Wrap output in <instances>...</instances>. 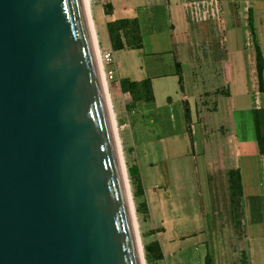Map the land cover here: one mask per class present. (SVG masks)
I'll return each mask as SVG.
<instances>
[{
  "label": "water",
  "instance_id": "obj_1",
  "mask_svg": "<svg viewBox=\"0 0 264 264\" xmlns=\"http://www.w3.org/2000/svg\"><path fill=\"white\" fill-rule=\"evenodd\" d=\"M0 264H140L82 0H0Z\"/></svg>",
  "mask_w": 264,
  "mask_h": 264
},
{
  "label": "crops",
  "instance_id": "obj_2",
  "mask_svg": "<svg viewBox=\"0 0 264 264\" xmlns=\"http://www.w3.org/2000/svg\"><path fill=\"white\" fill-rule=\"evenodd\" d=\"M92 1L94 2L91 10L92 15L94 8H97L98 11L99 9L101 10L105 29L107 22L115 19L136 17L132 14V12L134 13L136 11L134 7L131 10L126 8L124 4L115 2L114 0H106L111 7L112 14L105 16L102 0ZM190 1L174 0L172 5L166 7L170 28L163 33L162 43H152L149 46L142 42V38H140V49L120 50L129 52L143 51L146 57H169L171 59V70L167 73L156 71L158 66L163 64V62H158L159 60L153 59L144 68L139 67V71L144 75L133 79L128 76L120 77L117 73L114 59V64L112 65L114 80L107 84V94L110 103L113 105L115 116L120 122V128L124 132L127 122L126 118L129 114L134 115L136 118H140L143 115H151V119H147V121L152 124L155 123L156 109L153 107V104L160 92L166 96L169 102L167 105L169 108L168 111L171 113L170 108L174 104L172 95L166 93L164 89L169 88V92H172L174 89L172 84L173 86L175 85L176 88L173 91V97L174 99L177 98V100H180L183 108V114L181 111L179 115L183 132L179 135L178 140L175 139V136L167 137L166 139L170 138L168 140L170 144L176 145L178 142L186 168L195 166L196 188H198L201 203L202 225L208 232L207 234L210 235V238L208 236L209 242L213 243L210 249L213 264H220L219 260H215L214 258L218 257V239L215 236L214 228L210 232L207 220L208 216H210V224L214 225L217 223V220L214 221L212 219V215L216 217V207L211 199V188L213 182H215V178L213 177L214 171L217 169V158L211 156V151L208 146L214 145L215 139L219 145H226L232 141L234 146L233 156L234 158L238 156V165L235 162L234 169H238L240 173L241 198L243 194H246L247 188H249L250 175L248 174V170H245V167H247L250 160L255 161L256 159L262 161L264 165V156L259 154L255 138L254 144L250 139L247 141H239L241 132L245 128H242L238 124L240 131L236 135L235 118L233 116L234 113H249L252 108L261 107L258 97L264 94V0H221L223 7L222 23L219 22V28L217 30H215L214 23L211 19L208 21H211L210 23L207 20L204 21L206 23L192 22L189 5L194 1ZM103 24L98 25V27H103ZM106 35V39L102 35L104 41H107L106 46H102L99 41V46L102 51L111 50L108 34ZM256 49H259L263 60V91H259L258 89L255 66ZM176 64L179 66L182 78V90L179 89ZM124 78L135 82L149 79L153 101H139L135 103L133 108L126 109L125 106L129 104L130 96L127 93H121L119 87V81ZM161 79H164L165 82H158ZM247 101L250 103L249 106L243 107ZM240 108H243V110ZM187 129H190V134L187 132ZM207 130H209V141L206 137ZM190 135L194 138H190V140L191 144H194L197 148L196 153L194 151L195 148L191 149L192 152L190 151L189 153L187 137ZM236 136L239 137L238 140ZM122 139V143L125 146L123 136ZM251 143L255 145V148ZM128 168L134 169L133 163ZM173 176H176L177 179L175 180L173 178L172 181L171 179L168 180L169 185H172V188H177L180 180L177 174L173 173ZM169 185L167 184V187H170ZM140 186L144 188L142 183ZM227 189V194L230 198V190L229 188ZM144 196L145 191L137 204V206L141 204L145 205V209L143 211L140 209L139 212L142 217L141 219L142 221L145 220V224L147 223L154 230V233L151 235L153 237L152 241L158 242L162 257L164 259H172L176 256L177 251H179V247L175 243L180 238V235L179 237L172 236V232L175 230L171 229L169 225V207L172 208L173 206H168L164 198L157 197L153 189L150 196ZM149 202H151L150 205L153 204L154 206V216L157 220L155 223L149 220L145 212L148 209L149 215L151 213ZM230 202L228 206L229 222L227 221V223L234 224L233 219L235 215L233 214V205ZM240 205L243 206L242 203ZM243 219L239 223H242ZM251 224H254L255 228L260 225L256 221L249 223L247 225L248 235L252 236V238L253 236L261 237L262 233L260 228H258L259 230H255V228L249 227ZM255 231L256 233H254ZM160 233L164 236L162 238L163 242L161 243L157 239ZM243 240L246 241V238L244 239L243 237ZM212 248L215 250L213 253ZM245 257H247L246 264H254L253 255L249 253L248 256L245 253ZM259 262V264H264V258L261 257Z\"/></svg>",
  "mask_w": 264,
  "mask_h": 264
},
{
  "label": "rangeland",
  "instance_id": "obj_3",
  "mask_svg": "<svg viewBox=\"0 0 264 264\" xmlns=\"http://www.w3.org/2000/svg\"><path fill=\"white\" fill-rule=\"evenodd\" d=\"M114 1L124 4L126 8L131 10L135 8L136 11L134 13L132 12V14L136 16L135 18L138 22V30L140 38H142V42L149 46L152 43H162L163 33L168 31V28H170L166 7L172 5L174 0ZM192 1L199 2L204 0H191L190 2ZM217 2L219 20L213 21L215 30L219 28V22L222 23L223 15L222 1L217 0ZM102 3L104 7L105 4H108L106 0H102ZM93 4L94 2L92 0H87L90 23L95 36L98 57V50L102 51L99 46V41L102 46L107 45V41H104L102 38L103 35L106 39L107 32L103 24L104 22L101 10L99 9L98 11L97 8H94L92 15L91 10ZM190 18L192 22L195 21L191 16ZM208 21L209 19L207 22ZM201 22L206 23L204 21H200L198 23ZM101 24H103V27L99 28L98 25ZM93 48L94 47H92V49ZM113 55L117 67V73L120 77L128 76L133 79L140 77V75H144L139 71V67L144 68L148 63H151L153 59H156L157 61L159 60L158 62H163V64L158 66L156 71L167 73L171 70V59L169 57H146V54L143 51H114ZM97 59H99V57ZM97 64L99 66V70H101L100 73L102 76V65L99 60L97 61ZM108 67L113 69L112 65ZM158 82L164 83L165 80L161 79V81ZM103 84V93L105 94L109 108L119 160L122 162L120 163L124 169V181L130 197V211L133 219V226L135 227L134 231L138 238L143 264H208L207 256L209 257V263L213 264V260L210 255L211 244L213 243L209 242L208 236L210 238V235L207 234L208 232L202 225V213L200 209L201 203L198 188H196L195 166L193 165L186 168L178 142L174 145L169 143L168 140L170 138L166 139L167 137L175 136V139L178 140L179 135L183 132L181 122L179 120L180 112L182 111L181 113L183 114V108L180 100H177V98L174 99L173 97V91L176 88L175 85L173 86L172 84V87L174 88L172 92H169V88L164 89L166 93H170L172 95L174 104H172V107L170 108L171 113L168 111L169 108L167 105L169 102L166 96L160 92L153 104V107L156 109L155 116L157 118H154L155 123L152 124L147 121V119H151V115H143L140 118H136L134 115L129 114L126 118V128L123 132L120 128V122L115 116V111L112 107L113 105L110 103L107 94V86L104 81ZM117 93H115V95H117ZM258 100L261 104V108L264 109V94L258 97ZM249 104V101H247L244 103L243 107L249 106ZM240 109L243 110V108ZM233 116L235 118L234 122L236 126V135L240 131L238 124L242 128H245V130H242L241 132L240 139L236 136L237 140L247 141L250 139L254 144V124L251 111L243 114L234 113ZM187 132L190 134V129H187ZM122 136L125 139V146L122 143ZM206 137H209V130H207ZM190 138H192L191 135L187 137L189 153L191 149L194 148L196 153L197 148L194 144H191ZM207 140L209 141V138ZM253 146L255 148V145ZM208 147L211 151V156L217 158V169L214 171L213 177L215 178V182H213V186L211 188V199L216 207V217L212 215V219L214 221L217 220V223L211 225L210 216H208L207 219L210 232H212V229L214 228L215 236L218 239L217 256L219 259L218 257L214 258L215 260H219L220 264H246L247 257H245V253L248 256L250 253L253 255L254 264H259L261 257L264 258V165L262 164V161L256 159L255 161L250 160L247 167H245V170L247 169L248 174L250 175L249 188H247L246 194H243L238 202H230V204L233 205V214L235 215V218L233 219L234 224H230L227 223V221L229 222L228 206L230 201L227 194V188H229L228 176L231 171H235L234 165L235 162L238 165V156L235 158L233 156L234 146L232 141L226 145H219L215 139L214 145H210ZM229 155L231 156L229 157ZM132 163L134 170L136 171L135 173L139 176L140 184L142 183L144 187L142 188V193L144 194L145 191V196H150L153 189L155 190L157 197L164 198L165 201H167L168 206H173L172 208L169 207V225L171 229L176 231L172 232V236L179 237L180 235V238L177 239V243H175V245H178L179 251H177L176 256L172 259H164L162 257L161 260H149L146 256L144 246L153 242L151 232L154 230L151 229L147 223L145 224V220L142 221L141 215L136 211L140 198L133 196L135 185L127 172L128 167L132 165ZM173 173L177 174L180 180L177 188H172V185H169L168 180L171 179L172 181L173 178L175 180L177 179L176 176H173ZM167 184L170 187H167ZM150 203L151 202H149V205ZM241 203L243 206L240 205ZM149 209L151 212L150 215L148 213V209L145 210L147 217H149V220L152 221V223L157 222L154 216L153 204L150 205ZM241 219H243L244 222L242 220V223H239ZM252 221H256L260 225L255 228V225L251 224L249 227L255 228V230H259L258 228H260L262 233L261 237L253 236L252 238V236L248 235L247 225ZM160 232L162 233V231ZM161 233L157 237L160 243L163 242L162 238H164ZM254 233H256V231ZM243 237L244 239L246 238V241L243 240ZM214 251L215 250L212 248V253Z\"/></svg>",
  "mask_w": 264,
  "mask_h": 264
},
{
  "label": "trees",
  "instance_id": "obj_4",
  "mask_svg": "<svg viewBox=\"0 0 264 264\" xmlns=\"http://www.w3.org/2000/svg\"><path fill=\"white\" fill-rule=\"evenodd\" d=\"M106 7V8H105ZM103 6V12L105 16H110L111 7L109 4ZM251 27V26H250ZM138 23L136 18H122L115 19L111 22L106 23V30L110 42V47L112 51L120 50H136L140 49V35L138 30ZM255 60H256V77L258 83L259 91H263V80H262V71H263V60L259 49L255 50ZM177 68V77L179 89L182 90V78L179 71V66L176 64ZM119 87L121 93H127L130 96V102L125 106V108H133L136 102H151L153 101V95L151 90V85L149 79L141 80L139 82L130 81L126 78L119 81ZM252 120L254 124V136L255 141L258 147V152L261 155H264V109L263 108H253L251 110ZM128 175L132 179L133 184L135 185V190L133 192L134 197H141L143 195L142 188L140 186L139 176L135 173L136 171L133 168L127 169ZM228 184L230 190V201L234 203L238 202L241 196V178L238 169L231 171L228 176ZM140 209L143 211L145 205L141 204L137 206V213L140 212ZM151 232V234H153ZM147 258L161 260L162 253L160 246L157 241H153L144 246ZM208 264L209 257L207 256Z\"/></svg>",
  "mask_w": 264,
  "mask_h": 264
},
{
  "label": "built area",
  "instance_id": "obj_5",
  "mask_svg": "<svg viewBox=\"0 0 264 264\" xmlns=\"http://www.w3.org/2000/svg\"><path fill=\"white\" fill-rule=\"evenodd\" d=\"M190 16L196 21H218V2L217 0H206L199 2H192L189 5ZM99 57L102 64V76L104 83L107 84L114 80V70L108 66L114 64V56L111 50L99 51ZM107 88V87H106Z\"/></svg>",
  "mask_w": 264,
  "mask_h": 264
},
{
  "label": "bare ground",
  "instance_id": "obj_6",
  "mask_svg": "<svg viewBox=\"0 0 264 264\" xmlns=\"http://www.w3.org/2000/svg\"><path fill=\"white\" fill-rule=\"evenodd\" d=\"M82 3H84L83 4V8H84V13H85V17H86V22H87V26H88V29H89V34H90V38H91L92 47H94L93 48V52H94L95 64H96L98 76H99V79H100L101 87H102V90H103L104 84H103V79H102V76H101V73H100L101 70H99V66L97 64V61L98 60L100 61L99 50H98V57H99V59H97L98 57H97V48H96L95 36H94L93 28H92L91 23H90V16H89V12H88L87 0H82ZM100 63H101V61H100ZM102 84H103V86H102ZM104 97H105V94H104ZM105 101H106V105H107V110H108V114H109V119H110L111 127H112V130H113V133H114V129H113V126H112L111 117H110L109 108H108V104H107L106 98H105ZM114 139H115V143H116L115 134H114ZM116 149H117V145H116ZM117 154H118V150H117ZM118 158H119V155H118ZM120 162L121 161L119 160V163ZM121 163H120V168H121V174H122L123 181H124V178H125V176H124V169H123V166H121ZM124 184H125V181H124ZM125 190H126L127 202H128V207H129V213H130L131 221H132V225H133V219H132V215H131V211H130V209H131L130 208V197H129L128 191L126 189V185H125ZM134 228L135 227L133 226V231H134ZM134 235H135V239H136V245H137V249H138V255H139V259H140V264H143V260H142V257H141V251H140V247H139V243H138V238H137V235H136L135 231H134Z\"/></svg>",
  "mask_w": 264,
  "mask_h": 264
}]
</instances>
